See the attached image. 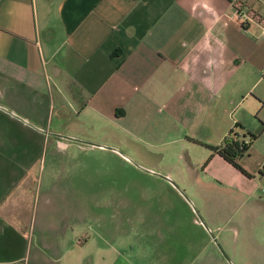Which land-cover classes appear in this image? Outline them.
<instances>
[{"label": "crops", "instance_id": "0c3cea01", "mask_svg": "<svg viewBox=\"0 0 264 264\" xmlns=\"http://www.w3.org/2000/svg\"><path fill=\"white\" fill-rule=\"evenodd\" d=\"M250 11L264 18V0H0V264H230L183 193L229 243L215 211L264 183V25ZM231 130L257 135L237 156L246 172L213 149ZM137 147L184 168L121 187L88 170L103 156L80 155L141 161ZM136 178L160 185L137 201Z\"/></svg>", "mask_w": 264, "mask_h": 264}, {"label": "rangeland", "instance_id": "374dc122", "mask_svg": "<svg viewBox=\"0 0 264 264\" xmlns=\"http://www.w3.org/2000/svg\"><path fill=\"white\" fill-rule=\"evenodd\" d=\"M78 128V132L84 134H91V136H102L101 134L105 130L108 131L105 127H98L92 125H72ZM104 132V133H105ZM81 137H74L78 140H84ZM96 138V137H94ZM125 150L126 147H123ZM180 149V148H179ZM123 152V150H122ZM177 153V152H176ZM184 153V152H182ZM80 155H95L103 156L90 158L94 161L88 165V170L90 172H96L102 174L103 176L107 175L110 172H119L120 173V183L118 186H125L127 179L126 175H131L137 173V176L141 175L143 171L151 170L156 172H161L162 170H172L173 172H179L184 167L185 159L178 158L176 156L168 159L167 161H161L159 154L152 153L148 149H141L137 147V152L134 154L136 158L141 161L133 159H123L116 156L112 152L105 151H96V152H83ZM106 179V178H105ZM174 182L175 179H172ZM177 183V182H176ZM175 183V184H176ZM258 183L255 182L254 186ZM103 185H107L106 181ZM160 183L154 180H145L136 178L135 182L130 184L131 189L136 196L137 201H142L143 195L147 192L145 188L147 186H159ZM256 194H249L250 187L249 183H246L243 186V191L239 193H232L230 195L231 207L228 211L224 210V215H221L218 211H215L214 218L217 222H222V229L225 230L224 233L230 236V241H223L218 237V229L210 228V223L204 219L203 212L200 207L197 205L196 201L193 199L191 193H183L184 198L191 203L193 209L196 213V216L200 220H204V225L208 229L210 235L215 239V244L218 249L223 253L229 256L230 264H238L240 260L238 258H243L245 264H256L259 261L261 255L264 254V208L261 204H257L256 200L260 203V197L264 200V183L260 182V185L257 186ZM253 188V187H252ZM218 198V196H217ZM229 197L228 193L221 194L220 201H227ZM154 201V200H152ZM169 201L176 202L175 197L169 195ZM205 213V212H204ZM223 220H225L223 222ZM232 248V251H231ZM237 253L238 257L234 261V255ZM224 255V253H223ZM225 256V255H224ZM226 257V256H225Z\"/></svg>", "mask_w": 264, "mask_h": 264}, {"label": "trees", "instance_id": "16d2710c", "mask_svg": "<svg viewBox=\"0 0 264 264\" xmlns=\"http://www.w3.org/2000/svg\"><path fill=\"white\" fill-rule=\"evenodd\" d=\"M233 134L234 132L231 130V132L226 136L224 144L213 146V149L223 155L235 166L245 171V169L237 161V156L243 154L249 148L250 143L257 135L255 133H250V140L248 143H246V140L244 137H242L241 133L236 132L234 136Z\"/></svg>", "mask_w": 264, "mask_h": 264}, {"label": "built area", "instance_id": "2783aa9c", "mask_svg": "<svg viewBox=\"0 0 264 264\" xmlns=\"http://www.w3.org/2000/svg\"><path fill=\"white\" fill-rule=\"evenodd\" d=\"M237 4H240V2H237ZM244 15H245L246 20H253V19L255 20L256 19L264 25V18L261 15L255 13L254 11H250L248 13H245ZM246 143H248V140H246Z\"/></svg>", "mask_w": 264, "mask_h": 264}, {"label": "water", "instance_id": "95a60500", "mask_svg": "<svg viewBox=\"0 0 264 264\" xmlns=\"http://www.w3.org/2000/svg\"><path fill=\"white\" fill-rule=\"evenodd\" d=\"M72 138H74V137H72ZM88 142H89V143H95V142H92V141H88ZM95 144H97V143H95ZM223 253H224V255L226 256V258L230 260L229 256L226 254V252L223 251Z\"/></svg>", "mask_w": 264, "mask_h": 264}]
</instances>
